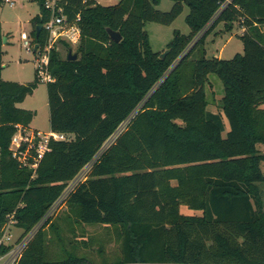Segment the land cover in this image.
Returning a JSON list of instances; mask_svg holds the SVG:
<instances>
[{"label": "trees", "instance_id": "1", "mask_svg": "<svg viewBox=\"0 0 264 264\" xmlns=\"http://www.w3.org/2000/svg\"><path fill=\"white\" fill-rule=\"evenodd\" d=\"M38 1L31 41L41 48L50 11ZM159 1L62 0L68 21L79 16L77 58L51 51L55 80L46 94L50 130L69 138L51 140L35 169L13 158L9 145L18 126L29 128L35 113L17 105L39 80L36 71L28 83L1 78L0 24V226L14 212L16 226L30 231L90 164L64 199V220L71 232L84 224L112 229L119 253L100 264H264V153L257 148L264 144V0H171L168 11L157 9ZM185 6L190 31L174 30L160 58L145 22L171 24ZM235 21L244 28L243 53L207 58L201 48L191 59L218 23L231 30ZM106 27L121 40H111ZM211 73L223 85L217 112L208 109ZM52 218L17 264H92L77 253L87 239L49 249L44 227Z\"/></svg>", "mask_w": 264, "mask_h": 264}, {"label": "rangeland", "instance_id": "2", "mask_svg": "<svg viewBox=\"0 0 264 264\" xmlns=\"http://www.w3.org/2000/svg\"><path fill=\"white\" fill-rule=\"evenodd\" d=\"M115 1L118 0H99L98 2L103 5H108ZM171 5V0H160L156 7L161 11H168ZM39 12L40 5L38 0H14L13 6H10L9 3L4 0H0V24L3 35V69L1 78L3 80L17 81L19 83H28L34 80L36 62L34 55L27 52L23 46V34L29 41L32 40L31 19ZM187 13L188 7L185 6L183 12L168 25L151 21L145 22L144 28L148 33L149 42L153 51L162 53L166 50L167 44L173 38L174 30L183 34L189 33V26L185 22ZM210 23L207 24L201 34L210 27ZM243 30L244 28L239 25L238 21L233 23L231 30H225L224 24L222 22L218 23L215 28L206 35L203 45L193 51L190 56L191 59H197L199 57L202 51L201 48L205 49V56L207 58L216 56L222 59H231L236 53H243V43L239 37ZM75 47L76 45L72 46V51L75 50ZM59 51L63 56L66 55V49L63 46H59ZM208 79L210 85V87L206 85V95L210 101L208 109L212 112H217V105L221 104L220 100L223 96V85L216 74H208ZM212 92L214 93V101L211 95ZM17 106L35 113L29 124L30 129L38 130L42 133L50 131L46 82L39 80L33 92L27 95ZM224 122L226 127H228L225 118ZM120 127H122V125ZM257 148L264 153V144H257ZM261 167L264 168V162ZM180 209L182 213L186 214L200 213L199 211L188 209L186 206H181ZM66 213V205L61 202L58 203L51 220V223L53 222L55 225H58V230H51L50 222L44 227L47 238L50 240L49 249L51 251L55 253L59 252L63 247V243L69 248L67 244L69 241L76 242L74 238L77 240L82 238L88 240L87 246L83 247L78 243L79 248L77 253L86 256L92 264H100L102 256L107 261H110L118 255L119 243L111 228L108 229L101 225L89 224H84L82 226L73 225L74 232H71L69 230L70 224L64 220V215ZM55 231L58 232V235H56ZM100 246H102L103 250L102 255L98 253Z\"/></svg>", "mask_w": 264, "mask_h": 264}, {"label": "built area", "instance_id": "3", "mask_svg": "<svg viewBox=\"0 0 264 264\" xmlns=\"http://www.w3.org/2000/svg\"><path fill=\"white\" fill-rule=\"evenodd\" d=\"M4 1L8 2L10 6L14 5V0ZM61 2L62 0H43L44 8L50 11V18L44 24L48 36L43 47L40 48L38 46L37 49H34L35 43L29 41L23 34L24 48L27 52L34 55L36 76L38 80L46 83L55 80V77L49 71L51 51L53 49L59 50V46H63L62 41L68 43L70 46L69 49L72 50V46H77L80 38V29L77 24L79 16L77 15L73 21H68L66 15L63 13ZM67 52L66 50V54ZM124 124H122V127ZM122 127L117 130L109 141L116 136ZM68 138L69 135L65 133L53 132L51 130L47 133H42L38 130L18 126L17 131L11 138L9 149L11 150L12 157L18 160L23 166H29L35 169L44 154L50 151L49 143L51 140H66ZM89 165L87 164L74 179L67 182L59 198L50 207L42 220L30 231L25 233L23 230L20 235L14 236L13 228L16 226L14 212L7 215L6 221L0 226V264H17L24 248L33 237L37 228L49 216L54 214L56 205L64 202V199L76 184L86 178ZM2 246L8 248L1 251Z\"/></svg>", "mask_w": 264, "mask_h": 264}, {"label": "water", "instance_id": "4", "mask_svg": "<svg viewBox=\"0 0 264 264\" xmlns=\"http://www.w3.org/2000/svg\"><path fill=\"white\" fill-rule=\"evenodd\" d=\"M40 29H41V25H38L37 30H36V37L39 35ZM106 32H107L109 38L115 42H119L122 38L121 34L118 31L112 30L109 27H106ZM38 46H39V44L35 43L34 49H37ZM167 52H168V49L164 50L162 53H160L159 57L164 58L165 55L167 54ZM66 58L68 60H75L77 58V52L69 49L67 54H66Z\"/></svg>", "mask_w": 264, "mask_h": 264}, {"label": "crops", "instance_id": "5", "mask_svg": "<svg viewBox=\"0 0 264 264\" xmlns=\"http://www.w3.org/2000/svg\"><path fill=\"white\" fill-rule=\"evenodd\" d=\"M99 1V0H98ZM117 1H115L114 3H116ZM114 3H111V4H114ZM262 191H263V200H264V184H262ZM24 229L21 228V227H17V226H14L13 228V233H14V236H18L22 233Z\"/></svg>", "mask_w": 264, "mask_h": 264}]
</instances>
